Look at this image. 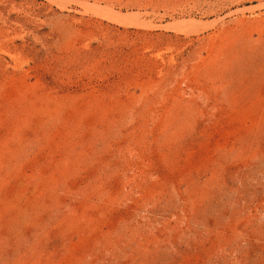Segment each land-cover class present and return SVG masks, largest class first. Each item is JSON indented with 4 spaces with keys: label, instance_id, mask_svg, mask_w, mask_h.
Here are the masks:
<instances>
[{
    "label": "rangeland",
    "instance_id": "1",
    "mask_svg": "<svg viewBox=\"0 0 264 264\" xmlns=\"http://www.w3.org/2000/svg\"><path fill=\"white\" fill-rule=\"evenodd\" d=\"M0 264H264V0H0Z\"/></svg>",
    "mask_w": 264,
    "mask_h": 264
}]
</instances>
